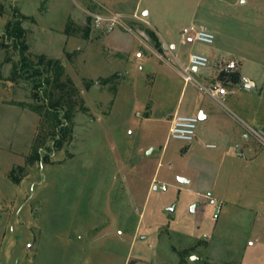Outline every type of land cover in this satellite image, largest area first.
<instances>
[{"label":"rangeland","instance_id":"1","mask_svg":"<svg viewBox=\"0 0 264 264\" xmlns=\"http://www.w3.org/2000/svg\"><path fill=\"white\" fill-rule=\"evenodd\" d=\"M135 3L0 0V264H264V142L252 133L264 136V0H139L138 14ZM110 13L113 30L95 23ZM190 25L214 31L215 52L255 82L226 100L249 134L230 138L229 161L216 139L169 137L189 53L213 49L181 44ZM205 73L193 72L183 108L207 101ZM208 190L226 200L223 220L233 203L255 211L254 228L238 226L243 244L182 214ZM207 214L218 222L215 205Z\"/></svg>","mask_w":264,"mask_h":264},{"label":"crops","instance_id":"2","mask_svg":"<svg viewBox=\"0 0 264 264\" xmlns=\"http://www.w3.org/2000/svg\"><path fill=\"white\" fill-rule=\"evenodd\" d=\"M138 3H139V0H136L135 6H134V11L136 12V14H138V12H139ZM149 14H150L149 12L147 14H143L142 20L144 22H146L147 24H148L147 17ZM190 26L197 27L196 25H190ZM185 27H188V26H185ZM208 30H210V29H208ZM212 32L214 33V31H212ZM162 44L164 45V47H165V45H168L164 40H163ZM181 44H183V43L181 42ZM214 44H215V41L212 45H209V46H213ZM168 46L170 47L171 51L174 54V50L176 49V44L172 43L171 45H168ZM116 49H119V48H116ZM214 49H217L218 52L220 53L223 50V47L222 46L221 47L213 46V49L210 50L209 53H204V52L202 53L204 55H207L210 58V62H209L208 67H206L204 69H199V70H204V72H206V73L204 76L200 77L199 81H197V86L195 85L196 87L200 86L199 89L202 87L203 89L207 90L206 91L207 94L205 95L207 98V101H205L206 99L197 98L193 105H190L188 107L186 106L183 108V105L181 104V96H182L183 92L185 91L186 87L188 88V86H187L188 83H185V81H184V84H183L182 90H181V95H180L178 101L176 102L174 107H172V109L166 114V116L169 119L170 125H171V119L176 113L198 116L200 118V121L198 124L197 136L193 141L185 142V143L189 144V146L191 145V147H192V144L195 141H201L202 142V141H205L206 139H216L222 143V147H223L215 155L216 159H223L225 157L227 159V161H229L233 158L232 154L229 153L230 148H231L230 144L232 143L230 138L232 136L234 138L238 137V136H241V137L244 136L246 141H248L249 134L246 131V125H248V124L246 122L242 121L240 119V117L238 119H239V122L240 121L241 122L238 123V121L235 120L234 117L231 115V113H233V112L229 113L227 111V110H229V108L226 105V100H228V98L231 94L236 92L238 86H240L241 84L243 85V87L251 89L254 87L255 82H254V80L249 79L247 77H244L242 75L240 68H239L240 63H238V62H237L238 67L236 70H234V71H236L234 75H238V79L236 80L235 77H226V78L223 77L221 74L220 65H219L220 59L223 58V56L221 54H217ZM119 50L126 52L129 55H131V56H129V60H130V57H131V59L133 58L132 57L133 55H132V52L130 49H119ZM165 53L162 54L160 52L154 51L153 55H159L160 57H162L166 61L167 60L170 61L169 59H167L165 57ZM199 53H201V52H199ZM136 54H135L136 57H134V59H137V60L143 59L142 58L143 56L137 57ZM227 59L235 60L234 58H227ZM171 61H173V56L171 58ZM235 61H237V60H235ZM199 70H195L194 72L196 73ZM119 74H122V73H119ZM180 74H181V71H180ZM181 77H182V75H181ZM221 81L223 83H226L227 85H231V89H229L227 87L228 94L223 99L220 97L217 99V97L215 98L211 95L210 91L215 88L217 83H222ZM248 85H250V86H248ZM242 122L244 123L243 125H242ZM203 129L205 130V132L203 131ZM205 147L209 148V149H213V148H216V145L213 143L212 144H206ZM236 147H239V145L236 144ZM245 148H246V146H244L242 148V150L239 152L240 156L243 158H246V154L244 151ZM187 183H188V181H186V180L180 182V184L178 185L179 192L182 191V188H184ZM208 193H211V196H208ZM226 203H227L226 200L224 198H222V196L215 195L214 192H211L208 190L204 196H199V197L197 196L195 198H191V200H189V204L183 208L182 214L188 213L189 216H192L194 219L193 221L195 222L196 227L197 226H203V227L208 226V227L214 228V230H216V229H219L221 224H224L226 226V229H225L226 237H229V238L231 237L233 241H236V242L238 241V242L243 244L245 242L244 239L241 238L240 236H238V234H237V231L238 232L241 231L240 227L238 228V226L240 223L246 222L248 227L254 228L256 220L253 216V213H255V211L251 208H249V210H248V208L240 207V206L235 205L233 203L231 205V207L228 208V213L231 212L230 214H228L229 220H226V218H224V220H223V219H221V215L223 213V209H224V206L226 205ZM193 205H195L197 208V209L195 208L196 212H195V210L191 211V207ZM214 205L216 207V214H218L220 216H219L218 222L212 218L211 219L212 222L210 223L208 220L206 221L207 216H208L207 213H208L210 207L214 206ZM177 209H178V207H177ZM213 221H214V223H213ZM230 229H231V231H230Z\"/></svg>","mask_w":264,"mask_h":264},{"label":"built area","instance_id":"3","mask_svg":"<svg viewBox=\"0 0 264 264\" xmlns=\"http://www.w3.org/2000/svg\"><path fill=\"white\" fill-rule=\"evenodd\" d=\"M136 15V14H135ZM137 16V15H136ZM120 15L116 13L110 14H93L95 23L99 26L103 23L107 24L109 30H113L119 23H121ZM139 18V17H138ZM181 42L183 44H204L212 45L215 41V34L206 28H199L195 26L184 27L181 32ZM165 49L169 51L173 60H177V56L173 54L170 47L165 45ZM137 57H142L141 51L137 52ZM210 58L207 55L198 52H191L188 55V65L183 67L181 75L185 83H190L196 80L193 72L195 70L204 69L208 67ZM238 67L237 61L229 60L227 58L220 59V71L231 72L236 70ZM211 95L217 97V99L224 98L228 94V90L222 83H217L215 88L212 89ZM200 118L198 116L185 115L176 113L171 119V125L169 128V137L171 139H177L184 142H191L197 136L198 124ZM252 133L264 142V136L255 129H252ZM162 190H166V185L161 186ZM211 196V193H208ZM220 207V206H219Z\"/></svg>","mask_w":264,"mask_h":264},{"label":"trees","instance_id":"4","mask_svg":"<svg viewBox=\"0 0 264 264\" xmlns=\"http://www.w3.org/2000/svg\"><path fill=\"white\" fill-rule=\"evenodd\" d=\"M21 22H19L18 24L19 25H17V26H19L18 28H17V30H15V31H13V32H15L16 33V38H21L22 36H23V28L21 27V24H20ZM9 33H12V31H10L9 30ZM4 46V45H3ZM57 64L58 62L57 61H55V60H52V59H50V60H48V65L49 66H52L53 64ZM235 77V79L237 80L238 79V75H235L234 76ZM60 103L58 102V103H55V104H53V105H51V107H58V105H59ZM41 107H35V109L36 110H38V111H40L41 109H40ZM56 120H57V122L58 123H60V118H58V116H57V118H56ZM36 150H37V148H36Z\"/></svg>","mask_w":264,"mask_h":264},{"label":"water","instance_id":"5","mask_svg":"<svg viewBox=\"0 0 264 264\" xmlns=\"http://www.w3.org/2000/svg\"><path fill=\"white\" fill-rule=\"evenodd\" d=\"M145 14H147V13H145ZM248 86H250V85H248ZM151 151H152V150L148 151V154H150V153H151ZM181 181H185V179H181ZM195 208H196V206H195V205H193V206L191 207V211H194V210H195ZM170 210H171V208H170Z\"/></svg>","mask_w":264,"mask_h":264}]
</instances>
